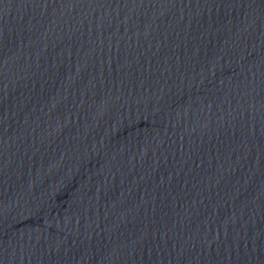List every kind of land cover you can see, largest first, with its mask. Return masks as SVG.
<instances>
[{"label": "water", "instance_id": "water-1", "mask_svg": "<svg viewBox=\"0 0 264 264\" xmlns=\"http://www.w3.org/2000/svg\"><path fill=\"white\" fill-rule=\"evenodd\" d=\"M0 264H264V0H0Z\"/></svg>", "mask_w": 264, "mask_h": 264}]
</instances>
